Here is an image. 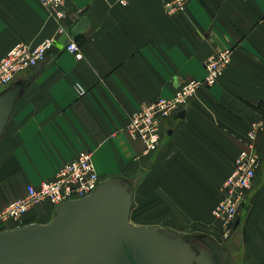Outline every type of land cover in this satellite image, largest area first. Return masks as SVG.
Instances as JSON below:
<instances>
[{"label":"crops","instance_id":"obj_1","mask_svg":"<svg viewBox=\"0 0 264 264\" xmlns=\"http://www.w3.org/2000/svg\"><path fill=\"white\" fill-rule=\"evenodd\" d=\"M165 1L66 0L58 21L40 0H0V60L19 42L55 39L47 61L11 84H23V92L0 139V209L87 150L102 181L130 182L135 224L191 238L220 230L213 216L220 186L250 125L264 121V0H189L172 16ZM71 40L81 58L66 50ZM225 49L232 62L224 75L165 119L160 148L146 152L126 131L131 115L203 79L206 59ZM256 146L262 165L235 234L219 250L224 264H264V131ZM52 214L42 204L23 224L48 223Z\"/></svg>","mask_w":264,"mask_h":264},{"label":"water","instance_id":"obj_2","mask_svg":"<svg viewBox=\"0 0 264 264\" xmlns=\"http://www.w3.org/2000/svg\"><path fill=\"white\" fill-rule=\"evenodd\" d=\"M86 24L83 16L74 33ZM22 92L21 83L0 92V139ZM133 197L130 182L109 178L59 205L48 223L0 232V264H214L217 255L187 234L132 222Z\"/></svg>","mask_w":264,"mask_h":264},{"label":"built area","instance_id":"obj_3","mask_svg":"<svg viewBox=\"0 0 264 264\" xmlns=\"http://www.w3.org/2000/svg\"><path fill=\"white\" fill-rule=\"evenodd\" d=\"M40 1L49 11L50 16L60 21L64 18L66 0ZM120 1L128 5L130 0ZM187 2L188 0H166L164 11L169 16L184 12ZM54 42V38H49L36 46L25 42L14 45L0 60V92L10 87L15 77L22 71L46 62ZM66 50L75 54L77 58L82 57L81 46L75 40L69 42ZM231 62V49L210 55L205 61L206 75L203 79L189 80L177 88L172 97H160L155 102L136 110L131 115L127 132L134 139L143 140L151 149L161 146L163 142L161 127L164 120L185 109L192 96L201 87L215 85ZM262 131H264V121L253 122L250 125L245 147L235 158L232 171L219 189L221 198L213 214L227 239L236 227L239 212L247 202L248 191L262 165L256 146L257 136ZM102 182L93 153L82 150L74 159L64 163L52 180L43 181L38 186L28 185L23 196L0 209V226H5L6 230L24 226V216L42 204H48L55 213L56 208L64 202L89 196Z\"/></svg>","mask_w":264,"mask_h":264},{"label":"flooded vegetation","instance_id":"obj_4","mask_svg":"<svg viewBox=\"0 0 264 264\" xmlns=\"http://www.w3.org/2000/svg\"><path fill=\"white\" fill-rule=\"evenodd\" d=\"M189 241H191L194 244V247L196 249H202L206 248L212 251V253H215L217 257L215 258L214 264H221L222 262V254L219 252L221 250L223 243H225L226 240H223L219 243V245H216L212 243L207 237L202 235H193L192 238H188Z\"/></svg>","mask_w":264,"mask_h":264},{"label":"rangeland","instance_id":"obj_5","mask_svg":"<svg viewBox=\"0 0 264 264\" xmlns=\"http://www.w3.org/2000/svg\"><path fill=\"white\" fill-rule=\"evenodd\" d=\"M189 1V0H188ZM130 2V1H129ZM187 5H188V2H187ZM67 6V5H66ZM187 9V7H186ZM49 12V11H48ZM50 14V13H49ZM66 15V14H65ZM65 17V16H64ZM57 20V19H56ZM60 21V20H58ZM29 44V43H28ZM32 45V44H31ZM180 87V86H179ZM178 87V88H179ZM127 131V129H126ZM54 216V212L52 214V217L51 219L53 218ZM237 222V221H236ZM5 226H0V228H4ZM185 231H191V230H185ZM193 231H191L190 233H192ZM196 233H198V235H202V236H205L207 237L212 243L216 244V245H219V243L223 240H228L230 238H232V236L235 234V228L233 230V232L231 233L230 237L227 239V237H225V235L223 234V232L220 230H213L212 228H209L208 230H204V232H199L198 230L195 231ZM195 235V234H194ZM220 246V245H219ZM221 264H224V263H221Z\"/></svg>","mask_w":264,"mask_h":264},{"label":"bare ground","instance_id":"obj_6","mask_svg":"<svg viewBox=\"0 0 264 264\" xmlns=\"http://www.w3.org/2000/svg\"><path fill=\"white\" fill-rule=\"evenodd\" d=\"M196 93H197V92H196ZM195 95H196V94H195ZM195 95H194V96H195ZM194 96H192V97H194ZM171 97H172V96H171ZM131 119H132V118H130V122H129V124L131 123ZM259 122H260V121H259ZM127 128H128V127H127ZM161 130H162V127H161ZM130 136H131V135H130ZM131 138L134 139L132 136H131ZM134 140H139V141L143 142L144 145H145V151H146V152H150V153H151V152H154V151L158 150V148L160 147V146H159V147H156V148H154V149H151V148L147 147V144H146L143 140H140V139H134ZM148 148H149L150 150H148ZM217 205H218V204H217ZM217 205H216V206H217ZM216 206H215V207H216ZM214 209H215V208H214ZM214 209H213V210H214ZM213 216H214V214H213ZM214 218H215V216H214ZM215 219H216V218H215ZM216 220H217V219H216ZM217 221H218V220H217ZM220 229H221V226H220ZM221 231H222V230H221Z\"/></svg>","mask_w":264,"mask_h":264}]
</instances>
